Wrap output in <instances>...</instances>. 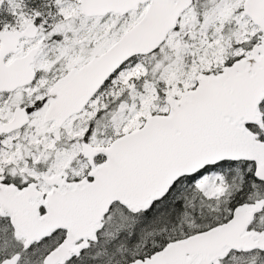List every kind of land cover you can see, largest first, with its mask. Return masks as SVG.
I'll use <instances>...</instances> for the list:
<instances>
[{
  "label": "snow or ice",
  "instance_id": "obj_1",
  "mask_svg": "<svg viewBox=\"0 0 264 264\" xmlns=\"http://www.w3.org/2000/svg\"><path fill=\"white\" fill-rule=\"evenodd\" d=\"M0 264H264V0H0Z\"/></svg>",
  "mask_w": 264,
  "mask_h": 264
}]
</instances>
